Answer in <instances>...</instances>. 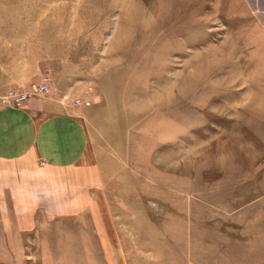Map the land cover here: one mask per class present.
Returning <instances> with one entry per match:
<instances>
[{"label":"rangeland","instance_id":"1","mask_svg":"<svg viewBox=\"0 0 264 264\" xmlns=\"http://www.w3.org/2000/svg\"><path fill=\"white\" fill-rule=\"evenodd\" d=\"M247 19L244 0H0V103L45 84L83 112L93 168L71 218L0 211V264H264Z\"/></svg>","mask_w":264,"mask_h":264},{"label":"crops","instance_id":"2","mask_svg":"<svg viewBox=\"0 0 264 264\" xmlns=\"http://www.w3.org/2000/svg\"><path fill=\"white\" fill-rule=\"evenodd\" d=\"M244 3L248 41L264 76V0ZM83 118V112L49 91L31 97L21 108L0 103V211L14 212L22 220V213L26 219L33 218L40 203L54 218H71L85 209L93 168L86 157L88 133Z\"/></svg>","mask_w":264,"mask_h":264},{"label":"built area","instance_id":"3","mask_svg":"<svg viewBox=\"0 0 264 264\" xmlns=\"http://www.w3.org/2000/svg\"><path fill=\"white\" fill-rule=\"evenodd\" d=\"M48 93V88L45 84H41L37 86L35 89H32L28 92H20L13 90L12 92H9L7 96L4 97L3 100L9 101L8 103H11L13 106L20 108L22 107L27 100H29L31 97H40L43 95H46ZM75 105H77V102H74Z\"/></svg>","mask_w":264,"mask_h":264}]
</instances>
